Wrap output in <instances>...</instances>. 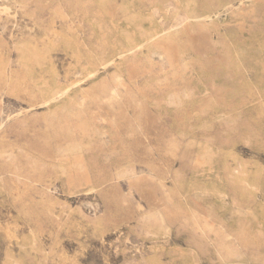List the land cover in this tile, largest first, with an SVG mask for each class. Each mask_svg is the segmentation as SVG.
Masks as SVG:
<instances>
[{"label": "rangeland", "instance_id": "rangeland-1", "mask_svg": "<svg viewBox=\"0 0 264 264\" xmlns=\"http://www.w3.org/2000/svg\"><path fill=\"white\" fill-rule=\"evenodd\" d=\"M0 264H264V0H0Z\"/></svg>", "mask_w": 264, "mask_h": 264}]
</instances>
